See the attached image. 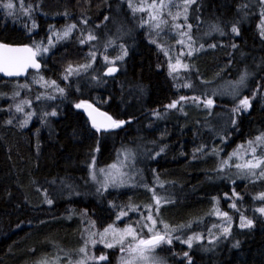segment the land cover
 <instances>
[{"label":"trees","instance_id":"1","mask_svg":"<svg viewBox=\"0 0 264 264\" xmlns=\"http://www.w3.org/2000/svg\"><path fill=\"white\" fill-rule=\"evenodd\" d=\"M159 1L0 0V42L38 48L42 62L24 78L0 75V264H52L54 251L67 246L77 257L68 239L91 227L134 226L140 222L130 216L146 204L169 229L162 231L170 241L153 247L163 264H264V173L251 180L221 174L234 165L230 154L250 143L264 155L257 152L264 143V0H189L181 22L192 52H183L188 67L178 78L150 36ZM115 20L138 30L121 35ZM64 28L68 36L58 41L53 31ZM90 42L97 46L93 68L67 75L87 62ZM105 49L113 57L121 49L117 76L103 75ZM244 77L233 99L213 92L220 80ZM50 83L57 89H46ZM184 95L203 109L190 121L169 109ZM85 100L126 124L93 128L77 107ZM151 140L132 185L105 188L92 177L93 166ZM216 211L231 223L212 237L222 221ZM73 223L79 234L69 232ZM89 248L92 258L104 257L89 264H117L122 253L118 246Z\"/></svg>","mask_w":264,"mask_h":264},{"label":"rangeland","instance_id":"2","mask_svg":"<svg viewBox=\"0 0 264 264\" xmlns=\"http://www.w3.org/2000/svg\"><path fill=\"white\" fill-rule=\"evenodd\" d=\"M188 4L189 0H162L159 1L152 10L154 20L152 27L150 26V36L164 49L170 60L171 71L177 78L179 76H183V70L188 67V63H186L182 57L183 52L186 50L189 53L192 52L189 35L183 28V23L181 22V19L185 18ZM133 17L134 16H132V14H125L124 16L126 20L133 19ZM112 28H115L116 32H119L121 35H126L128 37H131L138 30L135 24L124 26L123 22L120 23L116 20L115 22H112ZM105 30L108 32L109 26L107 27L106 25ZM69 31L70 28H64L61 31H53V33L56 34L58 41H65ZM96 47L97 46L95 43L90 42L89 59L87 62L70 67L67 75H79L81 73L90 71L93 68L96 58ZM35 50L36 53L40 55L39 49L37 48ZM120 50L121 49H118V51H116L117 54L115 57H113V55H110V53L106 52L105 49L101 53L102 64H104L106 67L110 65L118 66L116 62L122 60V54L120 53ZM107 51L110 52V48H108ZM185 83L191 88H194L195 86L194 83L189 80ZM238 83L240 84L236 86ZM247 83V77H244L241 82L220 80L213 87V92L219 94L222 97L233 99L235 96L240 94L241 89L244 88L245 84ZM45 88L52 90L57 89L54 83H50ZM192 100L193 99L189 100L187 95L179 96V98L170 105L169 109H179L184 115V119L190 121L195 119L199 109H202L198 101ZM239 100L243 101L242 98ZM210 102V100L207 101L206 105ZM82 103L83 101L78 103L77 107L82 109ZM245 107L247 106L245 105ZM217 113L215 114L217 119H226L224 115ZM175 115L177 116V114ZM151 142L152 143L150 145H140L134 149L130 148L128 151L121 152L113 162L104 167L95 168L93 166L91 168L92 177L97 180V182L100 183L102 187L105 188H124L132 185L136 180V175L138 176L137 173H139V171L137 172L138 168L135 167V165H137L139 162L149 160L148 151L150 148L152 150L156 144L154 140H151ZM259 144H261L263 148H257V152H264V143L260 141ZM223 152L221 154H223ZM217 153H211L210 156L212 157L217 155ZM211 157H208L209 161L212 159ZM227 161L228 163L234 165H230L222 169L221 174H225L231 180L236 178H246L251 180L255 177H258L259 175H262V172L264 173V155L260 153L255 154L254 143H250L249 145L242 147L241 150L231 153L227 158ZM142 177L144 176L141 173V180ZM218 177L219 176H217V178ZM60 187L65 188L67 185L66 183H60L59 188ZM156 198L158 199L159 197L157 196ZM150 207L152 208V206L146 204V206H143L140 210L130 216L131 219L140 222L134 226H128L126 223H119V225L114 224L102 231H99L93 227L84 229V237L79 236L80 239H76L75 237L73 242L70 239L67 240L69 244L74 243L73 245H76L79 248L77 249L79 255L77 257L73 256L75 251L73 247H61L54 251V261L52 264H89L93 261V259L99 263H102L104 261L103 256H95L92 258V254L89 255L91 250L89 247L93 248L98 244H103L105 246H118L122 249V253L117 259V264H163L162 261L156 256V250L153 248L155 246L144 247L142 245L143 241L148 237L157 234L167 235L162 230H169L163 221L160 223L161 221L156 219V217L152 214V211H149ZM215 216L222 221L220 225L214 226L211 229L212 237L219 235L220 233H225L231 223L229 214L226 212L216 211ZM73 224L74 225H71L69 232H77V234H79V224ZM146 232H149V234L145 236ZM167 240L170 241L169 237H166L164 241Z\"/></svg>","mask_w":264,"mask_h":264},{"label":"water","instance_id":"3","mask_svg":"<svg viewBox=\"0 0 264 264\" xmlns=\"http://www.w3.org/2000/svg\"><path fill=\"white\" fill-rule=\"evenodd\" d=\"M42 62L39 60L36 50L29 44H12L0 42V75L4 79L24 78L30 71L39 72ZM120 67L117 65L107 66L103 75L105 77L117 76ZM83 114L89 124L98 130L109 131L124 126L126 121L116 120L108 111L101 109L95 103L85 100L82 103ZM166 235L157 234L143 241L144 247H153L163 240Z\"/></svg>","mask_w":264,"mask_h":264}]
</instances>
